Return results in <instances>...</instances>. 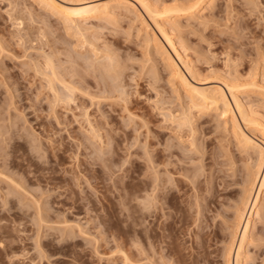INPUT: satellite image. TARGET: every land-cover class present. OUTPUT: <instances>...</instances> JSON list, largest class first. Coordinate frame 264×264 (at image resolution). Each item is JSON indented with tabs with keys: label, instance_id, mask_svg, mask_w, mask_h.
<instances>
[{
	"label": "rangeland",
	"instance_id": "obj_1",
	"mask_svg": "<svg viewBox=\"0 0 264 264\" xmlns=\"http://www.w3.org/2000/svg\"><path fill=\"white\" fill-rule=\"evenodd\" d=\"M23 1L11 0L10 2V0H0V39H2L0 42L3 43V40H6L3 44L6 45V51L8 50L7 53H4V51L0 56V72L2 73H0V130L1 133L4 132L3 135L6 133L5 139H10L6 140V142L8 141L7 144L3 145V148L0 150L2 152V156L0 154V172L2 173H0L2 175V177L0 175V264H153V250H155L153 249V169L148 167L150 164H148L147 159L149 158L147 155L150 152L153 158V148H155L153 142L156 140L154 137H156L155 135L158 131L161 132V142L163 145L166 144L165 142L169 144L168 140L174 144H179L175 140L169 139L167 135L171 131L169 130L171 127L165 129L170 125L165 122L168 119H164L166 112L163 115L162 107L166 109H182L184 105L181 104L186 103L183 100L187 95L180 88L177 78L171 76L173 75L171 69L168 65L164 64L166 62L165 56L159 51L161 55L156 52L157 49H155L153 43H148L149 45H154H151V47L147 45L146 41V44L142 43L144 42L143 40H147L144 36L153 35L152 32L156 33L162 43L165 44L163 45L167 46L165 48L171 51V54L172 49L169 48L170 46L165 42L160 33L157 32L158 30L155 29L153 21L149 19L148 15L141 8H139V12L141 13L137 12L136 9L135 13H130L131 11L133 12L134 8L128 7L127 12L129 11L128 13L130 14H127L126 11L123 12V17L117 19L116 29L113 27H109V29L105 25H102L103 22L98 19H87V22L84 21L85 24H82L87 28L89 27L90 30L86 29V31H82L84 34L81 35L82 32L79 34L74 30L64 27L62 19L58 16L53 15L51 17L50 15L52 14L50 12H44L45 7L43 5L39 6L40 3L37 2L39 0ZM56 1L66 5L61 0ZM88 1L90 2V0H86L85 2L88 3ZM102 1L115 5V0H91L90 3H103ZM127 1L136 3L134 0ZM147 1L157 7H163L164 5H166L165 7L177 5L184 7L183 3H188L187 5L193 3L188 0H178L183 5L179 4L177 0ZM208 1L210 3V0H205L201 9L196 14L194 13L193 17L190 16L191 18L189 17V19L188 17L180 18V21L176 22L178 17H175L169 19V21L166 20L167 26L174 23L171 21H175L174 24L178 23L175 26L178 32L175 31L176 33L173 35V38L177 43L176 47L181 49L179 51L185 50L182 51L185 54L182 56L188 64L178 61L174 53L172 56H174L173 58L180 65L179 68L182 69L183 73L187 75L193 84L198 87H208L211 89L217 87L225 88L224 90L227 92L229 99H231L228 90L223 85L224 81L222 78L229 81L234 78L239 79L240 82L234 79L236 80L234 81L235 83H241L239 85L246 84L251 80L257 81L258 84L261 82V85L264 84V79L262 78V76L264 77V64L261 60L262 57H260V54H264L262 53L264 52V0H216V5L212 9L213 11L204 13V8L209 4ZM19 2L20 6H22L20 8L24 12H26L24 5L27 7L29 5L33 7L31 10L33 9L34 13L40 15V18L44 20L48 19L54 24L57 28L56 35L50 33V28V30L47 29L48 27L43 28L39 22L40 19H35L38 21L35 23L34 19H30L28 15L22 12L21 15L24 17L23 22L26 23H24L26 30L39 26L40 28L42 27L40 30L44 33L37 35L36 32L39 27H36L37 29H30L31 31L28 32L30 36L27 33L26 37L24 35L26 34L25 30L23 31L25 32L23 35L26 37L25 40L23 39L25 43L22 44V42L18 41L15 35L18 33L19 30L17 28L20 29V26H14L12 23L15 22L13 21L15 17L10 18V20V16L8 15L13 13V11H15L13 16L19 15L18 13L21 12L18 5ZM16 3L17 6L15 5ZM162 7L161 9H163ZM17 8L19 9L17 10ZM110 10L121 12L112 7ZM195 15H200L199 17L201 18L206 15L207 17H204L205 20H201ZM135 16L139 18H135ZM143 18L147 19L146 21L149 25H145L142 22ZM193 19L196 20L194 21ZM32 21L34 24H32ZM131 21L134 23L132 24ZM77 23L78 21H75L73 24L75 26H71L70 24L69 26L74 29L78 25ZM86 24L88 25L86 26ZM189 24L193 25L190 26ZM31 33L34 35L32 39H35L37 35L36 38L40 36L42 39L44 37V41H39L40 38L31 41ZM47 34L48 36H45ZM90 42L95 43H91V45L89 44ZM107 42H112L110 44L114 45L112 46L114 53L112 51L109 53V47L107 49L109 52L105 50ZM94 44L97 50L103 49L104 51H94V48H92L95 47ZM152 47L154 48L150 49ZM93 51L94 53H92ZM105 52L110 54L109 58H111V54L112 58L115 57L113 54L116 53L115 55L118 58L115 57L113 59L116 60L117 58L118 61L123 63L121 64L122 67H126L125 72L122 70L124 75L120 73V78L123 77L124 80H121L124 81V85L122 86L125 87L124 89L128 93L127 95H129V97H126L127 95L123 92V96L130 100L124 103L127 99L124 98L125 100L122 101L117 98L119 99L117 100V105L114 101L111 103L110 101L112 100H109L106 101L107 105L103 106L104 111L107 113L106 115L112 117L110 118V128L112 132L114 131L113 137L118 142L116 141V144L114 140L110 145V149L112 150L110 151L109 149V153L108 151L106 153L109 157V162L105 161L108 157L105 158L107 155L102 152L105 155L103 157L105 159L102 161L105 163L102 164L101 161L98 163L97 160V162L94 160L97 159L94 158V154L101 153L99 149H96L98 146L92 144L90 141L88 143L86 135H84L87 129L84 111L88 108L87 110L92 117L98 116L100 118L101 114L99 113L101 112L97 109L99 105H97V108L94 105H91V107L90 98L85 97V100L82 98L71 103V105L68 104L70 106H66L63 103L65 107H68L66 109H64L63 105H59V108H56L57 111L56 109H51L52 99L50 96L48 97L47 88L42 85V79L35 73V68L32 65L35 63V60L41 59L43 55L46 56L53 53L51 56H54L55 63L61 64L62 62V65L57 64L60 69L68 72L70 67H75V69L81 70L84 68L76 64L77 60L82 61L83 58L89 60L91 56H96L93 58V62L100 63L102 62V60L99 61L101 56L104 61L107 55L105 54L104 57ZM56 58L58 61H56ZM71 61L75 64H70ZM181 62L186 64L185 67ZM186 66L191 67L192 71L190 72H194L195 77L194 74H191L187 70L189 67L187 68ZM81 71L80 73H85ZM197 73L199 76H197ZM84 75H86L85 79L89 77L90 80L87 78V81H92L93 74L89 76L87 74ZM84 75L76 73L75 78L77 76L82 78ZM254 75L256 77L253 80ZM8 76L10 80H8ZM1 77H6L5 79L7 80L3 79L7 82H3ZM88 86L90 90L94 89L92 85ZM248 94L244 92L243 88L239 89L241 100H246L244 102H250L252 105L255 104V100H261L257 99V97H264L257 92H248ZM158 101L161 103H158ZM230 101L232 102V99ZM119 102H121V105H119ZM260 104L254 105L257 107L255 110L256 118L252 120L253 122L250 125L244 126L246 124L242 123V119L237 112L236 118L245 133L264 149V126L262 125L264 124V107L258 108L264 104ZM78 106L80 107L77 108ZM154 109L156 110L154 111ZM214 111L206 113L207 115L204 114L205 116L202 115L203 118L201 116L202 119L199 122L196 119L200 117L194 118L195 124L197 122L201 125L205 124L201 126L203 129L198 127L199 129L201 128V130L197 131L199 134L196 132L197 135L201 134L196 138L198 143L195 141L197 143L196 146H200L201 151L197 150L201 156L194 155L199 154L197 151H195L197 153L192 151L195 149L194 147L188 149L190 147V138L183 139V141H189V143H185L189 144L187 150L192 151H188L187 153L189 155L190 153H194L191 157L187 156L186 152H181L182 148L179 145L180 148L176 146L174 150H177L181 155L185 154L189 160L193 157L192 162H190L180 156L184 160L182 162L187 164V161H189L191 164H195V168H197L196 165L198 164V168L202 167L200 169H204V171L199 170L202 172L200 174L203 175L204 173L200 177V180L203 179L202 182H204V178L205 180L207 179L206 182L209 184H205H208L207 186L212 188L211 193L213 192L212 194H214L211 198V209H209V214L207 213L210 216L208 219L210 222L213 221L211 226L221 227L220 223L222 224V222L220 221H224L221 217L225 219L224 214H227L226 211L228 209L232 211L230 205L234 206L235 200H238L237 198H239L238 196L241 193L239 191L242 187L240 186V181L244 177L243 175H245L242 168H245L249 162V165H252L251 162L254 163V161L251 160L257 159L255 157L257 154L253 152V149H246L243 144H239L238 141L236 142L234 131L232 130L233 124L230 121L231 118L228 116L224 117V115H220V117L221 111ZM194 113L197 115V112ZM129 118H133V120ZM135 118H138V120ZM142 119L143 122L145 120L149 122L150 130L147 127L144 129L142 125L144 123L141 122ZM16 123L18 124L17 127L15 126ZM137 125V128H142L140 129L141 131L139 129L131 131L130 128ZM148 130L150 131L149 133ZM146 133H148V137ZM26 134H30L31 136L29 135L28 137ZM237 143L239 146H237ZM143 144L145 145L143 146ZM86 145L89 147L93 145V147L89 149ZM184 145L183 147L186 148ZM115 148H119V150ZM112 152H115V154L118 152L119 154L115 155ZM249 157H251L250 161L248 160ZM199 162L203 165L201 166ZM186 166H190L189 163ZM241 170L243 172H239ZM235 174L239 177L237 179H240L241 174H243L241 179L238 180L239 183L236 182L240 184L239 186L233 182V180H237L235 179ZM208 179L211 180V184ZM215 189L216 191H214ZM237 190L240 192L238 195ZM9 191H11L10 196H8L10 194L8 193ZM263 196L264 194L262 195V199L264 198ZM142 199L144 200L142 201ZM35 203L39 205L36 206ZM262 208L260 218L259 216L258 218L255 217L257 223L255 222L254 232L249 237V242L245 245V250L248 249L246 251L248 254H243L241 264H264V206ZM38 209L41 210L38 211ZM36 211L41 213V215ZM229 214H227V217ZM38 216H40V219ZM229 219L232 218L229 217ZM214 227L211 228L214 229ZM223 243L221 241L211 242L212 248L210 247V251H214V253H212L213 256L207 261L208 263L206 262L205 264H225L222 255L224 251L223 246H225ZM187 245L189 246V243ZM253 255L254 258L252 257ZM156 259L159 260L158 258ZM160 262L162 263V261ZM165 262L169 261L165 260Z\"/></svg>",
	"mask_w": 264,
	"mask_h": 264
},
{
	"label": "bare ground",
	"instance_id": "obj_2",
	"mask_svg": "<svg viewBox=\"0 0 264 264\" xmlns=\"http://www.w3.org/2000/svg\"><path fill=\"white\" fill-rule=\"evenodd\" d=\"M35 1H37V0H35ZM61 1L66 3V5L61 4V3H59V1H56V0H39L37 2L40 3V4L38 3L39 6L43 5L45 7L44 12H47V11L50 12V14H52V15H50L51 17H53V15L54 16L56 15V17L58 16L59 18L62 19L61 21H63L64 24L63 23L62 24L65 25L64 27L68 28L69 30L70 29L74 30L75 32H78L79 34H80V32L86 31V29H89V27L87 28V27L83 26V24H82L87 19H93V18H94V20L98 19L99 21H102L104 23V24L102 23V25H105L108 28L113 27L114 29H116L115 26H116L117 21H118L117 19L123 17V12L124 11L127 12L128 7L134 8L133 12L131 11L130 13H135L136 11L139 12V8H141L145 12V14L148 15L149 19L153 21L152 23H154L155 29L158 30L157 32L160 33V35L165 40V42H167V44L170 46L169 48L172 49V54L174 53L177 56L176 57V58H178L177 60L182 61L183 63L184 62L187 63L186 59L182 56L184 54L182 51H185V50H182L181 51L182 54H181V52L179 51L181 49H178L179 47L178 48L176 47L177 43L174 41V38H173V35L176 33L175 31L178 30L175 27L176 25H178V23L174 24L175 21H171L174 23L167 26L166 20L169 21V19H172L175 17L176 18L178 17V20L174 19V20H176V22H179L180 18L188 17V19H189L190 16L194 15V13L196 14V12L201 9V6L205 0H194V1L188 0V1H191L193 3H191L189 5H187L188 3L187 4L183 3L184 7L181 5L178 6L177 4H176L177 6H172V7H170V6L165 7L166 5H164L163 7L161 6L163 9H161V7H157L153 3H149V1H147V0H134L136 3H132L131 1L129 2L127 0H115V5H111V3H109V2L105 3L104 1H102L103 3H101V2L100 3H98V2L97 3L96 2L90 3L91 0H90V2L88 1V3L85 2L86 0H61ZM188 1H186V2H188ZM10 2H11V0H10ZM10 2H9V4H10ZM179 2L180 1H178V3ZM215 2H216V0H210V3L208 1L209 4H207V6L204 8V11L203 10H201V11H203L204 13H206L208 11L210 12L212 9H214V5H216ZM26 4L28 5V3H26ZM67 4H68V6H67ZM179 4H182V2ZM15 5L17 6V3ZM18 5H19V8L22 7V6H20L21 5L20 2ZM29 7H30L29 5H28V7L26 5H24V10L27 13L24 12L23 9L20 8L21 12L18 11L19 12L18 14L20 15V16L18 15L19 17L16 15L13 16V13L15 11H13V13L9 12L10 15H8V16H10L9 19L15 17L13 21L17 22V24H15V22H13V23L11 22L14 26L15 25H17V27L20 26L21 30L19 28H17L19 31L17 30L18 33L15 36H17L18 41L22 42V44L25 43L23 41L26 39L27 33L31 31L30 29H37L36 27H39V26L33 25V26H35V28L33 27V28H29V30H26L25 29L26 26L24 25L25 22H23L24 17L21 15L22 12H24V14L28 15L30 17V19H32V20L34 19V21H36L35 19H38V20L40 19L39 22H40L41 26L43 28L48 27L47 28L48 30L51 29V32L49 31L51 34H55L57 32V28H56V26H54V24H52L48 19L44 20V19L40 18V15L34 13L35 11L33 12L32 11L33 9L31 10V8H33V7H30V8ZM111 7L113 9H118L121 12L111 11L110 10ZM19 8H17V10ZM35 8H37V7H35ZM7 9H9V8H7ZM13 9H14V7H13ZM135 9H136V11H135ZM17 10H16V12H17ZM128 12H127V14H130ZM9 13H7V14H9ZM139 13H141V12H139ZM46 14H49V13H46ZM207 15L206 16L201 15V16H203V18L199 17L200 15H198V16L195 15V16L200 18L201 20H205L204 17L206 18ZM140 17H143V16H140ZM127 18H128V16H127ZM135 18H139V17L135 16ZM209 18H210V15H209ZM143 20H142V22L145 23V25L146 24L149 25L146 21L147 19L145 20L143 18ZM75 21L76 22L78 21V23H77L78 27L76 26L77 29L76 28L73 29L72 27L69 26V24L72 26ZM80 21H83V22H80ZM99 21H97V22H99ZM37 22L38 21H36L35 23H37ZM131 22H132V24L134 23L133 21H131ZM197 22L199 23V21H197ZM209 22H211V21H209ZM32 24H34V22ZM87 25L88 24H86V26ZM142 25H144V24H142ZM179 25H180V23H179ZM191 25H193V24H191ZM203 25H200V26H203ZM67 26H69V27H67ZM73 26H75V25H73ZM42 27L41 28L39 27V29H37L38 30L36 32L37 35H41L42 33H44L42 30H40V29H42ZM84 28H85V30H84ZM177 28H178V26H177ZM13 29H15V28H13ZM103 29H105V28H103ZM25 30H26V34H24L25 32H23ZM69 30H67V31L69 32ZM141 30H142V28H141ZM141 30H140V32H141ZM21 31H22V33H21ZM47 31H45V32H47ZM23 34L26 37H24ZM74 34H77V33H74ZM83 34L84 33L82 32L81 35H83ZM152 34L153 35H150V34L147 35L148 37L144 36L147 38V40H143L144 42H142V43L146 44L145 43V41H146L147 45L150 47L152 44L149 45L148 43H153L155 46L154 45H152V46H154L155 49H157L156 52L158 54H160L159 52H161L162 55L165 56L166 62L164 61L165 62L164 64L168 65V67L171 69L172 74H173V75H171V74L170 75L175 76L177 78L180 88L183 89L182 91H185L186 92L185 95H187L184 97L185 99L183 98L184 99L183 101L186 103L181 104V105H184L182 107V109H178V108H175V109L174 108H171V109L167 108L166 109L165 107H162L163 115L166 114V116H168V118H166V116H164V119H168V120H165V122L170 125L169 127L165 128V129H169L171 127V129H169L171 131H169V133L167 134L169 136V139H173V140H175V142L179 143L178 145L182 148L181 152H186L185 154L187 156L191 157V155H193L194 153L193 154L190 153V155H189V153H187L188 151H190V152L197 151L198 152V150H200V148H199L200 146H198V145L196 146V144L198 143L196 138L201 135V134L197 135V133H198L197 131L201 130V128L203 129V127H201V126L205 125V124H203V125L198 124L199 120H201L203 118L202 115H204V114L207 115L206 113H208V112L210 113V111H213V110H215L214 112H216V111L220 112L221 111V114H219V116L224 115V117L228 116L231 118L230 121L233 124L232 130L234 131V135H235L234 139H236V142L238 141L239 144H243L244 148H246V149H248V148L253 149L254 150L253 152H255L257 154L255 156V157H257V159L254 158L255 159L254 160L252 158L253 160H251V161H254V163L251 162L252 165H249V163H250L249 161H250V158L253 156L248 158L249 163L247 162L248 164H246V167L242 168V170L244 172L242 170L239 171V172H243V174H245V175L241 174V176L242 175L244 176V177H242V179H241V176L239 175L240 179H241V181H240L241 185L238 184L239 183L238 180H240V179H237L239 177L235 174V176H236L235 179H237V180H233V182H234V184H238L237 186H239V185L242 186L241 189H239V191L241 193L238 192V190H237V192H238L237 195L240 193V195L238 196L239 198H237L238 200H235V202H234L235 204L233 207H232V205H230V207L232 208V211L229 209L227 210L228 212L226 211L227 214L230 213L228 215V217H227V214H224L225 219H224V217H221V218H223L222 220H224V221H220V222H222V224L219 222L221 225V227L219 226L220 227V230H219V227H214V225L211 226L213 221L210 222L208 219V217L210 218V216L207 215V213L209 214V211H210L209 209H211V207H210L211 198L213 197L214 194H212L213 192L211 193L212 188L211 187L209 188V186H207L209 184L208 182H206L207 179L205 180V178H204V182H202L203 179L200 180V177L204 175V173H203V175L200 173H202L201 171H204V169H200L202 167L198 168L197 163H196L197 168L194 167L195 164L190 163V162H192L193 157H192V159L189 160L185 154L181 155V153H179L177 150H174L175 149L174 147H176V146H177V148L179 147L177 144H174L170 140H168V142H170L171 144L170 143L168 144L167 142H165L166 144L163 145V143L161 142L162 141L161 140L162 135H161L160 131L156 132V135L154 134L156 136V137H154L156 140L153 142L154 143L153 145L155 147V148H153V158H152L150 152L147 151V152H149V155L151 156L150 157L149 155H147L149 158V159H147L149 162L148 164H150L149 166L148 165L147 166L150 167L151 169H153V172H152L153 173V201H152L153 202V247H154L153 249H155V250H153V258H154L153 264H167V263H170V264L171 263H174V264L175 263H177V264H202L203 263V264H205L213 256L212 253H214V251H210V249L212 248L211 242H213V241L214 242L215 241H221L222 243L224 241L223 244H225V246H223L224 251L222 252L223 253L222 255H223L225 264H241V261L243 259V254L247 253L246 251L248 250V249L245 250V245L249 242V237L254 232L253 230L255 227V222L257 221L255 217L258 218V216H259V218H260V216H261L260 213L262 212V210H263L262 207L264 206V204H263L264 198L262 199V195L264 194V149L261 145L259 146V144H257V142L255 143L254 140L251 137H249L245 133V131L241 128V126L237 122L238 119L236 118V112L238 113V115L242 119V123L246 124L244 126L250 125L253 122L252 120L256 118L255 117V112H256L255 110L257 109V107H255L254 105L260 104V103L264 104V97L263 98L257 97V99H261L260 101H262V102H260L259 100H255L257 103L255 102V104L252 105L250 102H248V103L244 102L246 100H244V101L241 100V97L239 95V89L243 88V90H244V92H246V94H248V92H257L259 95L264 96V86H263L264 84L261 85L262 84L261 82L258 84L257 81L251 80L250 82H248L246 84L239 85V84H241V83H237V82H240L239 79L237 80L236 78H234L237 80V82L235 83L234 81H236V80H234V79L229 81L228 79L224 80V78H222V80L224 81L223 85L228 90V93H229V95L232 99L233 105H234L233 106L232 102L230 101L231 99H229L227 92L224 90L225 88L217 87V88L211 89L208 87H206V88L198 87L197 85L193 84L189 80L187 75H185V73H183L182 69L179 68L180 65H178L177 62L175 61V59L173 58L174 56H172V54L170 53L171 51H168L169 49L167 50L165 48L167 46H164L165 44L162 43L161 39H159L160 37L157 36L156 33L152 32ZM28 36H30V33H28ZM32 36H34V35H32V33H31V37H30L31 41H35V39L38 38V37L36 38V36H35V39H32ZM45 36H48V34ZM39 38H38L39 41H41V40H42L41 42L44 41V37L41 39V37L39 36ZM83 38H84V36H83ZM0 41H2V39H0ZM4 41H6V40H3V43H5ZM36 41H38V40H36ZM3 43L0 42V56L2 55V53L4 51H5L4 53H7V51H8V50L6 51V47H5L6 45H4ZM91 43L93 44L95 42H90L89 44H91ZM107 43L108 44H105L106 48L104 47L105 50L106 51L109 50L110 51V52L108 51L109 53H111V51H112V53H114L112 50V46H114V45L110 44L112 42H110V43L107 42ZM87 44H88V42H87ZM94 46L95 47H92V48H94V51L103 50V49L100 50L99 47H98L99 50H97V47L95 44H94ZM108 47H109V49H108ZM154 47H152L150 49H153ZM8 48H10V47H8ZM59 50H61V49H59ZM94 51L92 53H94ZM152 51H154V50H152ZM73 53H74V51H73ZM262 53H264V52H262ZM21 54H22V52H21ZM51 54H53V53H51ZM51 54L46 55V53H45L46 56L43 55V57L41 59L37 58L38 60H35L34 61L35 63H33V65H32L35 68L34 69L35 73H37L38 76L41 77L42 85H44L45 88H47L48 97L50 96L52 99V100L50 99L51 100L50 106H52L51 109L55 110L59 105H63L65 107L64 104H66V106L68 104L71 105V103L78 101V99L84 98V100H85V97H88V99L90 98V100H91V102L89 101L91 103L90 106L94 105L95 108H97V105H99L98 106L99 108H97V109H99V111L101 112V113H99V114H101V117L99 116L100 118H98V116L95 118L92 117L91 114L87 110L88 108L87 109L85 108L87 111L86 110L84 111L85 112L84 118H85L87 129H86V134H84L85 132L83 134L86 135L88 143L91 142L92 144H96L98 146V148H96L97 146L95 148L99 149V152L101 151V153H100L101 156L98 153H97V155H95L93 153L95 156V157L94 156L93 157L97 158V159H94L95 162L98 161V163H100V161H101V163L104 164L105 162L103 163L102 161H104V159L108 157V155L106 153L111 148L110 145H111V143L114 142V140L116 138L113 137L114 131L112 132V130L110 128V124H111L110 118H112V117L106 115L107 113H106V111H104L103 106L107 105L106 101H109V100H112V101H110L111 103L114 101V103L116 104L117 100H119V99H121L122 101L127 99V98H125V96H123V92H125V95L128 94V93H126V91L124 89L125 87L122 86V85H124V81H123L124 79H123V77L120 78V73L124 75L123 71L125 72L126 67H124V68L122 67L121 64H123V63L121 61L117 60L118 57L115 55L116 53L113 54V56L117 57L116 60H114L113 58H115V57L112 58V54H111V58H109L110 54H107L105 52L104 57H105V54H107L108 56L106 55V57H108V58L103 57L104 61L102 59V56H101V59L99 60V61L102 60V62H100V63L93 62L94 61L93 58L96 56H94V57L89 56L90 57L89 60H91V61L84 59V58H83L84 60L82 59V61H80V60L78 61L76 59L77 60L76 64L79 65L81 68H84V69H81L82 70L81 71L79 69H75V67H70L69 71L67 72L64 69H60V67L58 65H62V62H61V64L55 63V60H54L55 58L53 59L54 56H51ZM58 57H60V56H58ZM65 57H67V56H65ZM72 57H73V55H72ZM260 57H262L261 60L263 61V64H264V54H262V55L260 54ZM67 58L70 59L69 57H67ZM160 58H162V57H160ZM96 59H98V58H96ZM105 59H107V60H105ZM108 59H110V60H108ZM56 61H58L57 58H56ZM256 61H258V60H256ZM119 62H121V63H119ZM72 63L73 62L71 61L70 64H72ZM73 64H75V63H73ZM185 65L186 64H183L184 67H185ZM186 67L188 68L189 66H186ZM263 67H264V65H263ZM169 68H168V70H170ZM255 69H256V67H255ZM75 70H78L79 72L75 71ZM187 70H189V72L192 71L191 67H189ZM80 71L85 72V73H80ZM151 71H153V70H151ZM252 71H255V70H252ZM223 72H225V71H223ZM23 73H25V72H23ZM76 73L79 75L80 74L81 75L87 74L88 76L93 74L94 76L92 75V77H93L92 81L89 82V81H87V78L89 79V77H87L85 79L86 75H84L83 77L81 76L82 78H80V76H77L78 79L75 78ZM190 73L194 74V72H190ZM253 74H255V73H253ZM171 76H170V78H171ZM197 76H199L198 73H197ZM194 77H195V74H194ZM255 77L256 76L254 75L253 80L255 79ZM3 78L4 77H1V79H3ZM262 78L264 79L263 76H262ZM4 79L2 81L6 83L7 81H5V80H7V79H5V80ZM121 79H123V80H121ZM8 80H10L9 76H8ZM132 80H133V78H132ZM220 80H221V78H220ZM122 81H123V83H122ZM217 81H218V79H217ZM16 82H18V81H16ZM220 83H221V81H220ZM263 83H264V81H263ZM88 85H92L94 87V89L90 90ZM122 88L124 89V91ZM6 93L8 94V92H6ZM248 95L251 96L250 94H248ZM7 96H9V95H7ZM252 96H254V95H252ZM126 97H129V95H127ZM117 98H119V99H117ZM129 100L130 99H127V101H124V103L128 102ZM161 100H163V99H161ZM82 102H85V101H82ZM121 102H119V105H121L120 104ZM169 102H171V101H169ZM158 103H161V102L158 101ZM70 105H68V106H70ZM179 105H180V103H179ZM260 106H261V104H260ZM79 107L80 106H78L77 108H79ZM263 107H264V105L262 107H258V108H263ZM66 108H68V107H65L64 109H66ZM123 108L125 109V107H123ZM176 109H178V110L176 111ZM155 110L156 109H154V111ZM56 111H57V109H56ZM72 111H74V110H72ZM194 112H197V115ZM214 115H217V114H214ZM77 116H80V115H77ZM128 116H130V115H128ZM134 116L136 117V115H134ZM201 116H202V118H201ZM90 117H92L93 119ZM195 117L196 118L200 117L199 119H196L198 121L196 124L194 122ZM258 117H261V116H258ZM129 119L133 120V118L132 119L129 118ZM135 119L138 120V118H135ZM139 119H141V118H139ZM261 119H263V118H261ZM141 122H143V119ZM143 123L144 124H142V125L144 126V129L146 127L148 129L150 128L148 125V123H149L148 121L146 122V120H145ZM162 123H164V122H162ZM17 125L18 124L16 123L15 126L17 127ZM262 125L264 126V124H262ZM130 126H131V124H130ZM165 126H163V127H165ZM137 127H138V125L130 128V129H131V131L132 130L137 131V129H139V130L142 129V128H137ZM198 127H201V128L199 129ZM149 130H148V133L150 132ZM233 131H232V133H233ZM9 132H11V131H9ZM201 132L203 133V131H201ZM3 133L4 132L1 133V130H0V138H1L0 150H1V148H3L2 147L3 145L5 146V144H7L8 141L6 142V140H10L8 138L5 139L6 133L4 135H3ZM148 133H146L147 137H148ZM151 134H153V133H151ZM29 135H27V136L29 137ZM187 138L188 139L190 138V140H191L190 141V147H188V149H190V148L192 149L194 147L196 150L195 149H193L192 151L187 150V146L189 144H186L185 142L189 143V141H183V139L186 140ZM202 138H203V134H202ZM120 139H119V141H120ZM199 139H201V138H199ZM116 141L118 142V140H115V143L117 144ZM195 141L197 143H195ZM238 143H237V146H239ZM119 145H117V146L119 147ZM144 145L145 144H143V146ZM183 145L186 146V148L183 147ZM37 147H39V146H37ZM77 147H79V146H77ZM87 147L89 149H92L90 147H93V145L90 147L89 146H87ZM115 147H116V145H115ZM145 147H147V146H145ZM95 148H94V150H95ZM119 148L116 150H119ZM202 148H204V147H202ZM6 150H8V148H6ZM38 150H41V149H38ZM94 150H92V151L94 152ZM111 150L112 149H110V151ZM113 151H115V150H113ZM123 151H125V150H123ZM102 152H103V154L105 153V155H107L105 158H103L105 155H103ZM197 152H195V153H197ZM108 153H109V151H108ZM112 153L115 154V152H112ZM198 153L199 154H194V155L201 156L200 152H198ZM0 154L2 156V152H0ZM248 154H250V153H248ZM183 155H185L186 157ZM209 155H211V154H209ZM180 156H182V158L184 157V159L186 158V160H189L190 162L189 161H187V162L189 163L190 166H186V165H188V163L186 164L185 162H182L183 159ZM177 157H180V158L176 159ZM102 158H103V160H102ZM126 159L128 160V158H126ZM243 159H246V158H243ZM108 160H109V157L105 161H108ZM147 160H146V162H147ZM193 162L195 163V161H193ZM202 165L203 164H201V166ZM243 165L245 166V164H243ZM231 168H232V166H231ZM148 170H149V168H148ZM199 170H201V171H199ZM236 171H238V170H236ZM233 172H234V169H233ZM232 175H234V174L232 173ZM1 177H2V175H1ZM208 181H210V184H211V180L208 179ZM236 182H238V183H236ZM205 183H208V184L206 185ZM225 186H227V185H225ZM229 187H231V186H229ZM214 191H216V189ZM10 192L11 191H9L8 193H10ZM10 195H11V193L8 196H10ZM18 197H16V198H18ZM148 199H149V197H148ZM143 200L144 199H142V201ZM261 200H263V201H261ZM18 201H21V200H18ZM145 201H146V203H148V205H150L147 200H145ZM261 202H263V203H261ZM37 203H39V202H37ZM29 204H31V203H29ZM222 204H223V202H222ZM24 205H26V204H24ZM38 205L39 204H36V206H38ZM142 205H144V204H142ZM40 210L41 209H38V211H40ZM38 211H36V212H38ZM213 211H215V210H213ZM38 214L41 215V213H39V212H38ZM229 217H231L232 219H229ZM38 218L40 219V216H38ZM39 222H43V221H39ZM215 226H216V224H215ZM211 227H214V229ZM70 238H72V237H70ZM188 243H189V246L187 245ZM249 244H251V243H249ZM156 255H158V256L156 257ZM252 257L254 258V255ZM125 258H126V256H125ZM156 258H158L160 261H162V263L159 260H157ZM245 258H246V256H245ZM245 258H244V260H245ZM165 260H167L169 262L166 263ZM251 262H253V261H251Z\"/></svg>",
	"mask_w": 264,
	"mask_h": 264
}]
</instances>
